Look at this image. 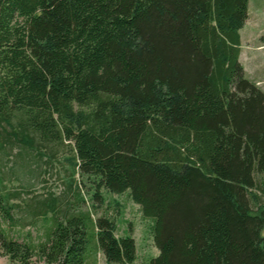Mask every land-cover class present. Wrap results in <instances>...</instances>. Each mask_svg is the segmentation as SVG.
Returning <instances> with one entry per match:
<instances>
[{
  "label": "trees",
  "instance_id": "obj_1",
  "mask_svg": "<svg viewBox=\"0 0 264 264\" xmlns=\"http://www.w3.org/2000/svg\"><path fill=\"white\" fill-rule=\"evenodd\" d=\"M248 2L0 0L4 218L13 223L23 193L4 180L69 150L68 188L78 174L95 201L128 192L153 219L158 255L145 264H264V91L238 60ZM72 206L35 197L27 208L51 215L43 241L0 226L2 255L87 264L96 250L107 264L134 263L131 236Z\"/></svg>",
  "mask_w": 264,
  "mask_h": 264
},
{
  "label": "rangeland",
  "instance_id": "obj_2",
  "mask_svg": "<svg viewBox=\"0 0 264 264\" xmlns=\"http://www.w3.org/2000/svg\"><path fill=\"white\" fill-rule=\"evenodd\" d=\"M242 29V46L245 53L242 58V66L246 72H244V76L250 81L253 79L262 80L264 79V50L252 51L247 50L246 47L257 48L264 44V0H249L247 19ZM255 80L253 81L255 82ZM258 87L264 90V85ZM14 152H17V149H14ZM70 156L69 150L63 151L57 156V161L55 159L53 162L42 165L40 170L35 167L34 163H29L25 171L19 173V183L13 181L8 183V180H4V185L8 190L18 188V191H23V193L17 201L19 207L11 212L12 224L0 212L1 228L18 241L27 235H30L35 242L43 241L44 235L51 226V215H34L33 210H29L27 205L35 197L45 199L51 193L55 197H64L69 200L73 204L74 212L90 211V217L93 221L102 217L112 220L115 225L116 238L131 236L136 246V260L133 264H145L150 258L157 256L158 251L153 243L150 229L153 225V219L145 218L141 214L139 206L127 196L128 192L118 195L104 190V192L102 191V199L95 201L92 199L94 186L78 174L72 177V185L68 188L70 175L69 166L65 159ZM13 159L5 160L4 165H1L3 176L7 179L10 177L9 168L13 164ZM29 162L31 161L29 160ZM256 179L261 191H259L260 194L256 191L254 193L259 194V197L264 200V174L256 176ZM76 192L80 193L82 202L75 199ZM262 235L264 236V231ZM92 236L93 232L89 230V237ZM0 264H12L7 256L2 255L1 251ZM32 264L41 263L33 261ZM87 264L107 263L101 253L95 250V255L89 258Z\"/></svg>",
  "mask_w": 264,
  "mask_h": 264
},
{
  "label": "crops",
  "instance_id": "obj_3",
  "mask_svg": "<svg viewBox=\"0 0 264 264\" xmlns=\"http://www.w3.org/2000/svg\"><path fill=\"white\" fill-rule=\"evenodd\" d=\"M242 30L243 29H241V31L239 32V36H240V53H239V57H238V60H239V63L241 64V66H242V58H243V55H245V53H244V51H243V46H242V36H241V33H242ZM246 49L247 50H252V51H255V50H257V51H261V50H264V44L263 45H261V46H259V47H255V48H251V47H246ZM242 68H243V72H245V69H244V67L242 66ZM246 73V72H245ZM253 80H255V79H253ZM252 80V81H253ZM253 83H255L257 86H260V85H264V79H262V80H260V79H257V80H255V82L253 81ZM264 91V90H263Z\"/></svg>",
  "mask_w": 264,
  "mask_h": 264
}]
</instances>
